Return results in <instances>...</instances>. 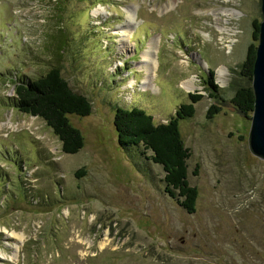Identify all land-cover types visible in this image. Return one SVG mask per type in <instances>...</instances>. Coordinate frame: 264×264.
I'll return each instance as SVG.
<instances>
[{
	"label": "rangeland",
	"instance_id": "obj_1",
	"mask_svg": "<svg viewBox=\"0 0 264 264\" xmlns=\"http://www.w3.org/2000/svg\"><path fill=\"white\" fill-rule=\"evenodd\" d=\"M57 2L0 0V264H264V160L248 149L251 113L230 102L260 0ZM149 40L157 66L145 81ZM54 65L92 103L68 114L84 137L72 154L14 107V81ZM191 92L194 114L179 120L198 193L189 213L164 191L160 164L118 144L113 117L138 106L165 122Z\"/></svg>",
	"mask_w": 264,
	"mask_h": 264
},
{
	"label": "trees",
	"instance_id": "obj_2",
	"mask_svg": "<svg viewBox=\"0 0 264 264\" xmlns=\"http://www.w3.org/2000/svg\"><path fill=\"white\" fill-rule=\"evenodd\" d=\"M56 2L59 0H55ZM59 4V2H57ZM253 36L258 40L259 22L254 21ZM60 41V40H59ZM256 45L249 44L246 55L240 64V74L245 82H234L235 90L230 102L243 113H251L254 95L251 86L252 68ZM60 42L53 49L56 56L61 51ZM207 78L210 96L218 97V85L213 82V72L209 70ZM14 107L21 112L38 116L45 121L61 143L65 153H76L84 145L81 131L69 120L68 114L88 115L92 103L84 94L75 91L64 78L58 65L51 66L36 78L18 80L13 83ZM201 97L200 93H189V101L181 103L174 115L167 121L155 123L153 116L141 107L116 106L113 123L120 146L137 145L143 157L162 166L164 171V191L176 198L187 212L196 210L197 188L188 181L187 159L189 148L184 144L179 129V120L194 114V103ZM219 110V106L210 105L207 116ZM151 151L147 154V151ZM83 173L80 168L75 172Z\"/></svg>",
	"mask_w": 264,
	"mask_h": 264
},
{
	"label": "water",
	"instance_id": "obj_3",
	"mask_svg": "<svg viewBox=\"0 0 264 264\" xmlns=\"http://www.w3.org/2000/svg\"><path fill=\"white\" fill-rule=\"evenodd\" d=\"M260 11L261 20L251 77L254 102L247 144L254 156L264 160V0H260Z\"/></svg>",
	"mask_w": 264,
	"mask_h": 264
},
{
	"label": "bare ground",
	"instance_id": "obj_4",
	"mask_svg": "<svg viewBox=\"0 0 264 264\" xmlns=\"http://www.w3.org/2000/svg\"><path fill=\"white\" fill-rule=\"evenodd\" d=\"M218 27L220 31L228 32V28L226 26L218 25ZM156 52H157V47L154 44L153 40L147 41L145 48L143 49L141 53V60H140V66H139L143 70L145 81H149L151 79V76L155 71V67L157 66V60L155 58ZM224 69H225L224 67L218 68V70L222 72L224 71ZM182 84H184L186 88L194 87L192 83V79L183 81Z\"/></svg>",
	"mask_w": 264,
	"mask_h": 264
}]
</instances>
